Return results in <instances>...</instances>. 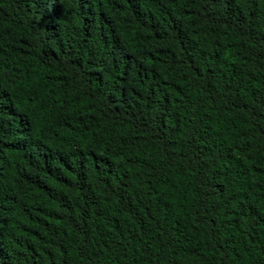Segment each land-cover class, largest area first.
I'll use <instances>...</instances> for the list:
<instances>
[{
    "label": "trees",
    "instance_id": "1",
    "mask_svg": "<svg viewBox=\"0 0 264 264\" xmlns=\"http://www.w3.org/2000/svg\"><path fill=\"white\" fill-rule=\"evenodd\" d=\"M0 264H264V0H0Z\"/></svg>",
    "mask_w": 264,
    "mask_h": 264
}]
</instances>
